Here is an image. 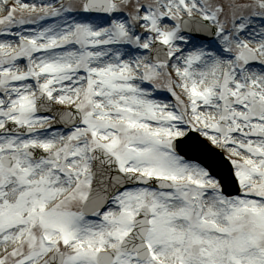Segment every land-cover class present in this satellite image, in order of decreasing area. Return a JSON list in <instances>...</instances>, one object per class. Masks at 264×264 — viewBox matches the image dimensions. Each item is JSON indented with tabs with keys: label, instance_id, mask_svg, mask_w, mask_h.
Wrapping results in <instances>:
<instances>
[{
	"label": "snow or ice",
	"instance_id": "6c2138e0",
	"mask_svg": "<svg viewBox=\"0 0 264 264\" xmlns=\"http://www.w3.org/2000/svg\"><path fill=\"white\" fill-rule=\"evenodd\" d=\"M0 264H264V0H0Z\"/></svg>",
	"mask_w": 264,
	"mask_h": 264
}]
</instances>
